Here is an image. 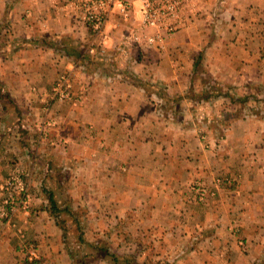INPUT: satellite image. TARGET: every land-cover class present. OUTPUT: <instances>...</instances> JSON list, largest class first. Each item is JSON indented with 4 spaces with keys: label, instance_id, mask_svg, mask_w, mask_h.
Returning <instances> with one entry per match:
<instances>
[{
    "label": "crops",
    "instance_id": "crops-1",
    "mask_svg": "<svg viewBox=\"0 0 264 264\" xmlns=\"http://www.w3.org/2000/svg\"><path fill=\"white\" fill-rule=\"evenodd\" d=\"M229 2L234 15L231 34L238 29L243 35L217 46V55L224 51L228 58L215 57L213 75L233 87L262 82L264 0ZM74 21L61 0H0V180L13 166L30 177L31 214L18 218L24 241L37 244L43 264H70L60 229L35 189L48 164L83 147L88 157L94 154L86 159L95 165L76 193L92 214L100 216L91 220L95 230L116 214L132 211V226L139 232L146 229L142 234L148 232V243L156 239L163 244L165 258L177 257L180 264H250L264 249V118L236 120L215 136L210 117L222 113L228 102L218 97L203 106L187 101V110L176 122L163 120L161 109L141 86L147 84L145 79L161 80L166 67L134 62L129 56L110 65L102 58L93 62L75 41ZM38 22L41 28L35 32L32 25ZM191 66L179 69L177 75H185L167 86L168 93L182 98ZM67 71L75 93L85 90L84 102H61L51 96L52 84ZM165 77L171 81L175 75ZM198 115L206 119L199 125ZM203 123L212 132L209 145L197 132ZM216 175L233 178L235 186L221 189L209 205L194 201L189 184L196 178L211 181ZM21 251L14 232L0 223V264H37L23 260Z\"/></svg>",
    "mask_w": 264,
    "mask_h": 264
},
{
    "label": "rangeland",
    "instance_id": "rangeland-1",
    "mask_svg": "<svg viewBox=\"0 0 264 264\" xmlns=\"http://www.w3.org/2000/svg\"><path fill=\"white\" fill-rule=\"evenodd\" d=\"M27 1L32 2L33 4L34 1L37 0ZM68 1L69 0H61V3H64V5L68 7L73 20L80 22L79 24L78 22L74 21V25H77V27L71 28L74 35L76 36L75 41H78L79 45L82 47L83 56H86L93 62H99L100 58H102L104 62L108 61L109 65L114 64L115 60L122 59L124 56H129L128 59L132 58L134 62L141 63L143 61H147L150 63H155L158 67H166L167 70H165V74L163 73L164 68H162L161 75L163 76L164 74V76L161 80L152 82L148 79H143L147 84L143 87L141 86V90H143L142 92L145 94V96L151 99L152 103L156 104L157 109H161L159 110V116L163 120L176 122V120H178L179 113H183L185 110H187V106L185 104V102L187 101L192 102L194 106H203L208 105V103L213 104L215 102L214 100H216L218 97H223L227 99L228 102L222 113L219 112L218 114H216V116L210 117L211 120L209 121L208 125L214 129L213 131H215L214 133H216L215 136L222 134V132H224L232 122L236 120L246 119L243 114H239V111L237 112L238 114L236 113L234 108L235 105L232 104L229 96L227 97L225 95L224 88L226 86H229L227 85L228 83L223 77H219L215 74L213 75V72L211 70L212 65L215 67L217 66L216 64H214L215 57L218 56L223 60H226L228 58L227 53L224 51L217 55V51L215 50L217 46H221L223 42L228 45V42H233L235 40V37L243 35V32H239L238 29H235V34H231L233 28L231 24L234 17L231 12L233 11V2H229V0H188L187 3L185 1L182 4L179 3L177 5L178 9H176V14L178 16L177 20L180 24H176L175 26H177V28L171 30L169 27V20L162 14L159 17L160 20L158 24L154 27H148L141 24L138 15L133 17L130 23L125 26L120 22L118 18V8L116 6H112L111 8L113 10L106 22L105 28H103L104 32L109 36L106 39V43H102L100 34L95 35L94 32L92 34L90 26L85 22L84 19H82L80 12L74 9V11H72L69 7ZM26 5L27 2L25 3V6ZM181 8L182 11H180ZM238 9H242V7H239ZM246 9H249V7H247ZM136 10L138 9L136 8ZM75 11L77 12V14ZM30 14L31 9L30 7H28L26 9L25 15L28 16ZM170 19L171 21H176L172 12L170 15ZM37 25H39V28L37 27ZM32 28L34 30H37L35 32H39V29L41 28V22L34 23L32 25ZM156 32L161 35V38L156 39L155 42L150 44H141L142 38L144 36L148 34L151 35ZM131 34H134V36H137L138 38H140V40L130 39ZM125 40L131 41L133 43L123 45L121 42ZM98 43L101 44L102 47L98 45ZM112 50L115 51L114 54ZM195 62H197L198 64V66H196L198 67V70L195 71V74L192 77L191 75L194 72ZM183 66H191V70L186 75V77H184V79H186V82H183V88L181 90L183 94L181 98L180 93H168L167 86H169L171 82H174V79L182 76L183 74L185 75L184 72L180 75H177L178 71H180L179 69H181V67ZM220 67H222V64L220 65ZM217 69L220 70L219 68ZM61 74L67 76L69 80L68 90L71 95V99H63L68 100L70 103H81L83 101L85 90L78 91V94L75 93L72 85L71 73L67 71L62 72L59 75ZM165 75H175V78L171 79V81H168L169 78L167 79ZM193 78L195 80H198L194 82V86L192 84ZM205 79L217 80L216 82H218V85L221 86L218 97H210L208 100H202L203 98L194 99L192 95L203 92L204 87L201 81L204 82ZM56 80L54 81L50 89L51 96L53 97V99L58 98L61 99V102H63L62 98L56 96L53 91ZM148 90L149 92L152 91V94H149L152 96L147 95ZM191 90L194 93L192 95L190 94ZM197 90H199V92H197ZM234 90L235 94H242L244 92H247L249 94L257 93L259 95L260 93H262L261 95L264 96V81H251L250 83L245 84L241 87L235 85ZM231 92H233V90ZM232 94L233 93H231V95ZM247 104H251L247 105L249 108V106H252V104H257V102L249 100ZM171 113L172 116H169ZM199 116L202 115L197 116L198 120H200L197 122L198 125L202 124L201 122L203 120L206 121L204 117ZM197 132L199 138L205 141L206 145H209L207 140L208 137L211 139L212 132L207 128L205 123H203L201 128L199 127V131L197 130ZM209 133L211 134V136ZM205 148H207V146H205ZM84 151L85 148L81 147L79 148L78 152L72 153L65 160H57L54 163L48 164V166L43 171H41L39 173V176L37 177L38 187H36L35 190L36 192L37 190H39L40 194L36 193V197L39 196L42 198V200L44 199V194L41 190L40 183L43 178H46L48 180V183H50L51 186H54L53 189L55 190V195H57L56 197L59 204L63 208L76 209L77 216L75 217V219L81 220L80 235L82 236V238H84L85 241L98 243V246L100 247L97 249L98 257L89 260L88 264H119L114 260L115 257H118L117 259L122 260L125 254L131 253L136 255V257L141 261L145 260V258L147 257L149 259H152V262L163 264V262L167 261V259L169 258H165L162 256V253H164V249L161 245L163 244L157 242L156 239L154 240V242L150 241V243H148V238H145V235H147L148 232H146V234L143 236L146 229L143 228L142 232H139V230L132 226V211L125 212L121 215L116 214L114 218H111V221L109 223H104V225L100 226L97 230L94 229V225H92L91 227V220H93V217L98 220L100 216L97 217L95 214H92V212L87 209V206L84 205L82 195L76 193L78 185L80 183H83L86 179L87 173H90L89 167H93L95 165L93 163L90 164V162H87L88 158L93 159L95 157L94 154L89 155L88 157L87 155H85ZM143 153L146 152L144 151ZM160 160L161 155L157 154L156 161L160 162ZM159 164L160 163H158V165ZM97 166H99L98 163ZM15 170L21 171L24 175V178L29 183L30 201L26 211H24L23 209H17L13 213H10L7 210L6 203H4L6 194L1 189V184L4 183L6 178L9 177ZM235 184L236 180H234L233 178L216 175L213 177V179H211V181H205L203 179L196 178L189 184V188L191 192H193L192 198L194 201L200 204L209 205L217 199L218 193L221 189L234 187ZM201 189L204 190V197L202 199H199L198 197L199 193H201ZM0 193L1 226L4 229H10L14 232V235L17 238L22 250L21 258L23 260L29 263L36 260L37 264H43L44 260L39 254L37 244L31 241H24V230L18 220L20 215H22L24 218H27L31 214L33 192L31 191V180L28 173L19 166L11 167L8 175L0 180ZM42 204H44V201H42ZM58 215L59 217H61V219H58L59 222L63 219H72L67 209H63V211L58 212ZM49 218L55 225L59 227V223L54 218ZM235 231H237L236 227L233 228V232ZM91 232L92 235L90 236ZM74 234V236L76 237L79 232L75 231ZM60 239H62V237ZM238 244H243L241 239L238 240ZM62 248L63 250L67 251V247L64 243H62ZM73 248L76 255L72 259L71 255L69 254L70 257L68 258V260L70 264H74V260L80 261V254L78 252H86V254L94 252L92 248H89L87 246L82 249H76L75 247ZM171 258L172 264H180L179 258ZM238 260L239 259H234L233 262H237ZM223 261L225 262V260Z\"/></svg>",
    "mask_w": 264,
    "mask_h": 264
},
{
    "label": "built area",
    "instance_id": "built-area-1",
    "mask_svg": "<svg viewBox=\"0 0 264 264\" xmlns=\"http://www.w3.org/2000/svg\"><path fill=\"white\" fill-rule=\"evenodd\" d=\"M184 1L187 3L188 0H69L68 4L72 11L78 10L80 12L82 19L90 26L92 34L93 32L95 35L100 34L101 42L106 43V39L109 35L104 32L103 28H105L106 22L113 10L111 8L112 6L118 8V18L125 26L130 23L133 17L138 15L141 24L154 27L158 24L160 20L159 17L162 14L169 20V27L171 30L177 28V26H175L176 24H180L177 20L178 16L176 14V9H178L177 5L179 3L182 4ZM136 8L138 10H136ZM180 11H182V8ZM171 12L176 21H171ZM159 38H161V35L157 32L151 35L148 34L142 38L141 44H150ZM130 39L140 40V38L134 36V34H131ZM121 43L123 45H128L133 42L125 40ZM98 45L102 47L101 44L98 43ZM68 88L69 80L67 76L63 74L59 75L53 87L55 95L62 99H71ZM1 189L6 194L4 203H6L7 210L10 213H13L17 209L27 210L30 201L29 183L26 181L21 171H13V173L6 178L4 183L1 184ZM203 192L204 190L201 189V193H199L198 197L199 199L204 197Z\"/></svg>",
    "mask_w": 264,
    "mask_h": 264
},
{
    "label": "trees",
    "instance_id": "trees-1",
    "mask_svg": "<svg viewBox=\"0 0 264 264\" xmlns=\"http://www.w3.org/2000/svg\"><path fill=\"white\" fill-rule=\"evenodd\" d=\"M197 62L194 64V72L192 73V77L195 74V71L198 70ZM217 80H207L205 79L204 82L201 81L204 89L201 93H196L195 95H192V90L190 94L195 98H203L202 100H208L210 97H218L219 91L221 90V86L218 85ZM225 95L230 98V101L232 102L235 108L236 113L239 111V114H243L245 118L247 117H254L256 119H263L264 118V96L259 95L257 93L249 94L247 92H244L242 94H235V90L233 86H226L225 88ZM233 90V92H231ZM231 93H233L231 95ZM249 100H253L254 102H257V104H247ZM238 103V104H237ZM238 114V113H237ZM41 190L44 194V209L47 212V215L49 217L54 218L59 223V228L61 229V237L62 242L66 245L68 253L71 255L72 259L76 255L74 252V248L76 249H82L85 246L92 248L94 252L87 253L86 252H78L80 254V261L74 260V264H88L89 260L97 258L98 252L97 249L100 248L98 243H91L88 241H85L84 238L80 235L81 231V220L75 219L76 215V209H69V208H63L57 199V195H55V190L53 189L54 186H51L50 183H48V180L46 178H43V180L40 183ZM69 207V206H68ZM63 209H67L69 211V214L71 215L72 219H63L62 221H58V219H61L59 217L58 212L63 211ZM55 221V222H56ZM78 230V231H77ZM79 232L77 236L75 237L74 232ZM72 232V233H70ZM118 258V257H117ZM114 258L115 261H117L119 264H157L158 262H152V259L145 258V260H140L136 257L133 253L131 254H125V256L122 258V260ZM172 258L169 257L167 261L163 262V264H172L171 263ZM250 264H264V249L257 258H255Z\"/></svg>",
    "mask_w": 264,
    "mask_h": 264
}]
</instances>
